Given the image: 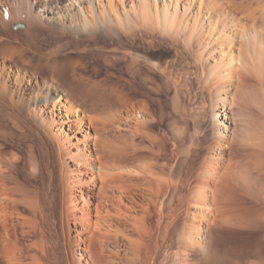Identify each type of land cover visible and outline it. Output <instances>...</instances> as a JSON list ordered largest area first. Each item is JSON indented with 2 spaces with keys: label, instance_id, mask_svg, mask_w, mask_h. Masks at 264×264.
<instances>
[{
  "label": "bare ground",
  "instance_id": "bare-ground-1",
  "mask_svg": "<svg viewBox=\"0 0 264 264\" xmlns=\"http://www.w3.org/2000/svg\"><path fill=\"white\" fill-rule=\"evenodd\" d=\"M137 34L170 41L205 81H223L215 146L194 159L188 138L168 171L134 100L100 67L87 73L93 51L108 65L121 53L132 78L150 80L145 56L126 46ZM256 71L264 74V0H0V264H44L47 252L61 264H213L217 225H256L264 214L238 196L232 204L251 176L241 155L220 150L232 134L228 100ZM172 104L178 110L177 88ZM249 160L264 175V154ZM42 165L46 187L31 183Z\"/></svg>",
  "mask_w": 264,
  "mask_h": 264
},
{
  "label": "rangeland",
  "instance_id": "rangeland-1",
  "mask_svg": "<svg viewBox=\"0 0 264 264\" xmlns=\"http://www.w3.org/2000/svg\"><path fill=\"white\" fill-rule=\"evenodd\" d=\"M151 38L155 37H150L149 35L146 37V35L141 36L140 34H137L135 40L130 43L131 45L128 44L126 46L134 50L138 48V50L135 51H138L143 56H145L146 59H144L145 62L143 61L142 65L144 63L146 64L143 65V67L141 65L140 73L144 71L148 72L147 74L152 77L150 78L152 82L149 79L141 80L139 79V76H134L132 78L133 74L129 73L127 67L124 68L129 56H124V54L122 55L119 53L121 57H115L112 59L111 56L113 54H110L112 53L111 51L108 52V54L111 55V59L109 56H107L110 65L104 64L103 62L99 63L95 57L97 56V51H93V53L90 55L91 57L88 56L89 59L87 57L88 60L86 63L89 62L87 63V68L90 66V68L87 70V73H93V66H97L98 68L100 67L101 76L107 73V77L109 76L108 78H113L111 80L114 82V84H117V86L119 84L118 87L122 89L123 95H127L125 98H131L129 99L131 102L134 100L132 103L135 104L133 106L136 109V113L138 111L143 113V115L146 116L144 123H150L148 125L146 123V125L152 129L156 136L158 135L157 142L154 146L155 151L157 148H159L160 151L159 155L155 154V157L158 159V161L160 160L159 163L161 165H164L163 169L168 171L170 165L174 163L176 164L177 160L179 159V161L182 160L177 154V146H182V144L186 142L188 143V138H191L193 141V147H191V149L193 151L192 157H194V159H199L200 156L209 152L212 147L215 146L217 141L215 134L216 125L212 112L214 106L221 105L222 100L216 99L215 90L216 86L223 81L214 82L216 79L205 81L204 74L201 70L202 66L197 63L195 64L194 57L189 52L181 49L175 55V48L172 43H170V41L165 39L163 42L153 40L151 42ZM145 41L147 47L144 43ZM135 43L138 47L135 46ZM173 61L174 63H172ZM117 63L120 64L118 65ZM141 68H143V70H141ZM151 68H153L152 70L155 71V73L153 72L152 74V71H148L149 69L151 70ZM171 68H173V71L169 70ZM233 75V82H235L238 80V73L233 72ZM130 80L131 82H129ZM243 80L244 81L241 84V87L244 89V91H237L238 95H235L237 96V100L234 98L236 101L231 99H229L230 101L228 100L231 113L229 117L231 118H227V127L232 128V134L230 135L228 132L230 136H228L227 142H223L224 145L222 148H220V150L225 152V158L227 159L230 154L234 156L236 155L237 157L241 155L239 157L240 160H237V165L241 167V169L244 168V172H247V174L249 173L248 175L251 176V180L248 182L242 181L241 179V182L239 181V184L237 183L235 185L233 192H231V196L233 194L234 195L232 197L235 196L233 199L234 202L232 204L238 205L237 203L243 200V205L246 204L252 207L256 206L255 208H257L258 211L261 210L264 213V175H262L263 173L259 171L258 167L255 168L253 163L250 162L251 160H249V158L256 160L259 155L261 156L264 154V74H260L258 71H256L255 74L246 73L243 76ZM134 82H136L137 85ZM166 82L168 84L170 83V86H168ZM174 86L178 90V97L180 99L178 110H175L172 104L176 89ZM142 102H144L148 109H142ZM144 109H146V111H144ZM151 118L153 120H151ZM137 119L138 121L143 122L140 116L137 117ZM134 140L139 144L144 142L140 136L135 137ZM7 147V150L13 149L11 145L9 146V143ZM149 153H151L150 155H154L152 152H148V154ZM49 169L51 170L48 165H42L40 175L36 173L38 174L36 175L37 179L35 177H33V179L31 178V183L33 184L37 181L35 184L37 185L39 182H43L42 184L46 187L50 178L52 177ZM44 172H47V174H44ZM260 175L263 177H260ZM237 186H239L238 189ZM243 186H245L244 188L246 191L241 188ZM239 188H241V190ZM237 196L241 200L236 199ZM235 199L239 200V202ZM258 206L260 207V210L258 209ZM154 218H156V216ZM154 218L152 221L153 224L155 223ZM232 218L230 221L228 220L226 223L221 222L220 225L215 227L216 229L213 233V239L211 243L213 248H215L213 249V264H244L246 262L250 264H264V225L262 226L264 223V214H262L260 217V223L256 225L253 223L250 224L249 221L244 220L239 222ZM249 224L250 226H248ZM252 225H254L255 228ZM21 240L22 239L19 241L23 242V240ZM55 247L56 250H58L57 245ZM41 258L42 261L44 260V264H61V261L55 263L54 261H51L48 252L46 255L42 254Z\"/></svg>",
  "mask_w": 264,
  "mask_h": 264
}]
</instances>
